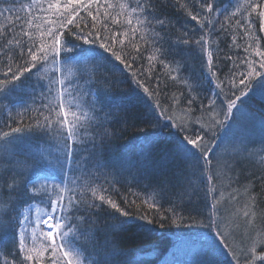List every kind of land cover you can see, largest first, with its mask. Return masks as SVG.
<instances>
[{
	"label": "trees",
	"instance_id": "16d2710c",
	"mask_svg": "<svg viewBox=\"0 0 264 264\" xmlns=\"http://www.w3.org/2000/svg\"><path fill=\"white\" fill-rule=\"evenodd\" d=\"M33 0H0V8L13 6L12 13L0 16V29H16L19 33V25L24 23L17 17L25 20L31 16H42L39 8L34 7L31 14L28 5ZM114 5H133L136 0H108ZM213 3L216 11L210 17L218 20L215 30L211 32L209 39L210 50L214 54L219 51L221 61L217 64L218 76L224 80V73L235 62L239 65L238 71H244L245 66L241 63L244 59L254 57L255 45L248 47L258 37H264L260 31L259 22L246 35L236 24L241 19L240 12L244 11L246 0H209ZM264 2V0H256ZM105 0H100L104 4ZM153 14L166 21V28L161 31L165 36L163 48L166 56L161 57L150 45L141 43V54L132 63L131 68H125L114 58L110 61L100 62L102 66L96 68L89 64L91 79L96 82V88L107 91V97L97 105L98 120L102 127L96 126V121L88 124L87 131L77 132L70 141L73 146V154L66 157L63 151L65 137L62 136L64 129L59 133L22 131L16 134L19 139L7 146L0 141V176L9 180L12 175L17 176L20 189L12 196L15 203V211L9 210L8 197H0L1 218L5 222V228L0 230V264H15L13 257L17 256L18 240L16 237L17 211L25 212V209L33 203H44L46 196H37L31 201L24 194L23 184L31 185L43 178L60 181L62 176L79 177L82 182L91 183L92 187L86 189L91 193L96 190V202L99 203L100 195L110 196L129 215L121 216L109 205L104 204L99 209L90 212H80L76 215L84 217L80 223V229H91L89 238L73 233L66 238L67 242L82 250L85 264H232L226 260L223 252L215 250L200 255L190 248L201 247L204 243L206 229L190 224L189 215L197 220L202 219L200 213L206 207L204 200L209 197L205 184L196 180L202 168L199 169L194 163L184 160L182 157L171 154L175 147L176 139L182 135L174 128L165 127V121L161 117L158 122L159 109L155 107L157 101L169 108L172 114L188 112V100L194 99L190 106L191 115H201V104L207 105L213 93L217 91L216 83L209 78L207 65L205 63L206 53H201L199 46L194 43L199 39L201 33L195 21H191L186 15V10L191 9L195 0H151ZM184 5L182 10L174 5ZM198 7V5H197ZM97 5L93 4L95 14ZM108 18L103 16L104 9L101 8V16L96 22V28L102 36H111L115 32L120 35L117 40L123 38L122 33L128 30L126 24L130 9L121 10L119 7L109 10ZM223 13V14H221ZM236 13L231 20L226 17ZM115 16L119 23H113L111 17ZM247 16V12H244ZM255 19V14H253ZM89 26H92L91 17L81 10L78 18ZM39 22V21H37ZM135 23V21H134ZM107 24L105 30L102 25ZM223 24L226 32H221ZM71 27V26H70ZM89 29H85L88 31ZM25 30H29L25 24ZM189 32L188 44L177 43V39ZM73 31L75 29L73 28ZM206 32L208 29L205 30ZM66 38L79 44L75 38L66 34ZM138 40V37H137ZM125 40V45H128ZM99 41L95 45H84L85 48L95 47L98 49ZM260 50L264 51V39L259 40ZM121 47L119 43L115 45ZM159 47V45H157ZM245 48L248 52H245ZM102 51V50H100ZM126 52L136 55L132 47H126ZM248 53L253 55L249 56ZM155 54L156 61L149 76V61L147 57ZM110 55V54H105ZM225 56H231L232 60H225ZM164 60L168 67L165 68L159 61ZM258 59V58H257ZM214 63H217L214 58ZM61 71L41 70L38 74L40 81L47 82L50 78H60L65 81H75L79 87L71 95L66 91L65 105L68 111L69 122L75 121L79 116L80 121L84 117L80 115V108L67 109V104H80L84 99H91L87 95L88 76H81L83 65L76 64L61 65ZM93 69L95 71L93 72ZM136 73L134 76L133 73ZM175 76L173 80L171 77ZM137 80L149 87L155 93L153 96L144 93L143 88L137 84ZM249 94L242 98L243 104L236 112L234 119L220 131V137L228 131L236 132L237 136L245 139L243 148L238 157L231 154L232 166L228 167L226 177L230 179L233 187L239 192H244L250 204V197L254 196L256 208L260 218L264 217V137L263 127L259 120L264 121V96L260 94L256 82ZM223 86V85H222ZM95 90V89H93ZM239 94V93H237ZM173 95L179 96V104H173L170 99ZM56 105L58 100L55 94H49L37 81L36 76L25 74L18 84V89L8 98L0 101V133L9 131L5 125L27 129L29 125L35 124V119L43 121V116L48 115L43 110V104ZM239 103V102H238ZM7 106V107H5ZM8 112H5L7 111ZM11 110L12 119H8ZM58 110V109H57ZM84 111L88 112L87 107ZM17 113H23L22 116ZM75 114V115H73ZM91 116L92 114L89 113ZM260 118V119H259ZM55 121V112L52 114ZM106 133V134H105ZM244 148L247 151H244ZM41 156L43 158H41ZM61 165L63 167L61 168ZM203 184V186H202ZM201 187V189H199ZM101 188L107 191H101ZM85 191V189H82ZM68 195L67 192L64 193ZM90 200L91 196H86ZM50 198L48 202L50 203ZM135 200V203L132 201ZM155 202L157 208L149 209V204ZM178 205L181 215L185 217L182 224L171 223L170 213L164 211L173 205ZM9 210L8 217L3 212ZM141 217H146L142 219ZM152 222L149 223L148 221ZM193 250V249H192ZM192 252V253H191ZM9 253H11L9 255ZM196 253V254H195ZM49 254L46 253L43 264H49ZM231 258V255H230ZM35 264V261L32 262Z\"/></svg>",
	"mask_w": 264,
	"mask_h": 264
},
{
	"label": "snow or ice",
	"instance_id": "6c2138e0",
	"mask_svg": "<svg viewBox=\"0 0 264 264\" xmlns=\"http://www.w3.org/2000/svg\"><path fill=\"white\" fill-rule=\"evenodd\" d=\"M93 4L97 5L95 14L92 9ZM174 6L182 10L185 9L184 5L176 4ZM34 7L39 8L43 15L31 16V18L26 20L24 17L18 16V20L24 21V23L19 25L18 34L15 28L11 30L0 29V101L17 91L21 78L27 73L36 76L37 81L41 83L49 94H55L58 103L56 105L43 104L40 115H43V110H47L48 115L43 116V121L36 118L34 126L29 125L27 129L11 127V125L6 124L5 126L10 130L2 132L0 141H3L4 145L7 146L13 140L19 139L16 134L25 130L47 134L49 132L59 133L60 129H64L62 136L66 139L63 143V151L66 157H71L73 146L67 141L72 140L78 131L86 133V122L90 124L96 121V126L102 127L98 120L97 105L103 102V98L107 97L108 93L103 88H96V82L91 79L92 73L89 72V64H94L98 68L102 66L100 62L110 61L114 58L115 61H118L125 68H131L132 63L141 54L140 42L155 48V51L161 57L166 56V50L163 48L165 36L161 35V31L166 28L167 24L164 19L153 14L151 0H136L134 6L125 4L114 5L109 3L108 0H105L104 4H100V0H33L32 4L28 5L29 14H31ZM116 7L121 10L130 9L129 12L125 13L127 15L126 24L128 30L122 33L123 38L119 40H117V36L120 34L113 32L110 37L102 36L96 28V22L101 16L100 9H104L103 16L108 18L111 15L109 10ZM81 10L85 11L88 17H91L93 23L90 29L86 23L81 27L83 21L78 19L81 16ZM13 11V6L2 7L0 8V16ZM214 11H216L215 6L209 0H195L192 8L186 10V15L191 21L196 22L201 33L199 39L195 40L194 43L199 46L201 53H206L205 63L209 78L219 81L216 83L217 91L213 93V97L209 99L207 105L201 104V115L196 116L194 120H192V110L190 108L194 99L188 100L189 110L186 112L185 117H180L179 119L159 101H157L155 107L160 110L157 114L158 122L162 117L165 121V127L174 128L179 133H182V135L177 137L175 147L169 155L175 154L184 160L202 162V174H207V194L212 195V202L198 213L202 219L197 220L189 215L188 222L205 228V239L209 243L215 241L222 249H226L231 254L234 264H264V228H257L255 224L257 219L255 211L256 198L254 196L250 197L251 203L246 205L243 216L247 225L256 228L258 236L250 238V243L237 252V249L229 243V234H226L223 230V221L216 218L218 200L215 195L217 184L214 181L218 182L219 176L212 163V158L216 157L221 149L227 151L229 147H232L233 150H240L231 143L219 142L217 130L227 127L234 119L236 112L240 110V105L243 104L242 98L253 90V81L256 82L260 94L264 96V51L260 50L259 44V40L264 39V37H258L252 44L248 45V47L255 45V58H246L241 61L245 66L244 71H238L239 65L233 62L228 72L224 73L225 79L220 80L217 74L219 71L217 64L221 61L220 53L217 51L214 54L210 50L209 39H206V36H210L211 32L215 30L216 23H219L218 20L210 18ZM244 12H247V16H244ZM253 14H255V19L252 18ZM235 16L236 13H232L231 16L226 18L231 20ZM240 16L241 19H237L236 24L240 26L246 35L257 20L260 31L264 32V2L246 0L244 11L240 12ZM111 19L113 23H119L115 16H112ZM25 24H27L29 30H25ZM102 27L107 30L108 25L103 24ZM73 28L75 31H73ZM85 29L89 30L85 31ZM206 29H208L207 32L205 31ZM219 30L221 32L227 31L223 24H221ZM66 34L73 36L75 41H82V44L78 45L67 39ZM125 40H128V45H125ZM98 41V49L95 47H83L84 45H95ZM189 41L190 36L187 30L184 31L182 37L177 39V43L188 44ZM117 43L121 45L119 49L115 47ZM129 46L135 50L136 55L125 51L126 47ZM245 52H248L247 48H245ZM106 53L110 55H105ZM248 55L251 56L253 54L248 53ZM214 58L217 63H214ZM147 59L149 61L150 76V70L153 67L152 62L156 61L157 57L152 54ZM224 59L231 61L232 57L225 56ZM159 62L165 68L168 67L164 60L161 59ZM68 64L83 65L81 76H88L86 81L89 86L87 95L91 99H84L80 104H73L71 101L67 104L68 110L73 107L80 108V115L84 117L83 121H80L79 116H76L75 121L69 122L65 105L66 91L71 95V92L76 90L75 87L71 86L76 85V87H79V85L75 81H65L60 78H50L45 83L40 81L38 76L42 69L45 71L49 70L48 66H50L52 71H61L60 66ZM94 71L95 69H93ZM133 75L135 76L136 73L134 72ZM171 78L173 80L176 79L175 76ZM137 84L143 88L144 93L149 94V96L155 95L148 86L139 80H137ZM170 99L173 104H179V96L173 95ZM84 107H87L88 112L84 111ZM53 112H55L54 122L52 120ZM89 113L92 115L90 116ZM17 115L22 116L23 113H17ZM8 119H12L11 110H9ZM189 120H192V122L189 123ZM241 144H243V141H241ZM244 151H247V149L244 148ZM41 158L43 157L41 156ZM62 167L63 165H61ZM19 175L21 174L12 175L9 180H4L0 176V197H8L9 210L12 211L16 210L12 196L20 189V183L17 180ZM91 187V183L82 182L79 177H68L66 175L62 176L59 182L45 181L40 185V188L33 183L31 190L28 183L23 184L24 194L29 201L36 199L37 196L50 197L52 194L56 195V199L50 201V210L46 213V217L41 218L38 215L35 222L29 221L26 212L17 211L15 219L17 220L18 231L16 232V237L19 247L17 256L13 257L15 264H32L33 261H35V264H43L46 253L49 254V264H85V258L79 247L67 242L66 239H62L58 243L55 237L66 238L73 233H78L80 236L89 238L88 234L91 229L81 230L79 225L84 222L85 218L76 214L99 209L104 204L109 205L111 209H114L121 216L129 215L110 196L100 195L98 197L99 203H97L96 190L93 188L91 193L86 191V189ZM82 189H85V191H82ZM101 191L107 190L101 188ZM65 192L68 193L67 196L64 195ZM89 195L91 199L86 200L85 197ZM222 195L223 193H221ZM132 203H135V200ZM148 206L149 209L157 208V211L160 210L155 202ZM9 210L3 212L4 217L9 216ZM164 211L171 214L170 217H165L170 218L171 223L182 224L185 222V217L181 215L178 205L174 204ZM141 218L144 219L146 217ZM261 219L264 220V217ZM148 222L151 223L152 221L149 220ZM30 223H35L37 226H42L46 229L43 232L45 243L41 244L39 248L35 244L32 247L27 245L26 234ZM4 228L5 222L0 220V230ZM36 239L37 234L35 228H33L32 240L35 241ZM5 264H9V261L5 260Z\"/></svg>",
	"mask_w": 264,
	"mask_h": 264
},
{
	"label": "rangeland",
	"instance_id": "374dc122",
	"mask_svg": "<svg viewBox=\"0 0 264 264\" xmlns=\"http://www.w3.org/2000/svg\"><path fill=\"white\" fill-rule=\"evenodd\" d=\"M3 110L4 108H2V111ZM2 111L0 112V114L2 113ZM5 112H8V110ZM185 114H186L185 111L179 112L176 114L177 115L176 117L179 119L180 117H185ZM197 116H200V115H197ZM191 117H192V120H194L196 116L191 115ZM192 120H189V123H191ZM259 123L263 127V134H264V121L259 120ZM228 131H232V130L227 129L225 131V134L222 135L223 137H220L219 136L220 131L217 130L219 142L225 143V144L231 143L232 145L237 146L240 150L239 151L233 150L232 147H229L227 151H225L224 149H221L218 155L212 158V163L215 166V170L219 176V181L218 182L214 181V183L217 184V191L215 195L218 200V204H217L218 211H217L216 218L223 221L222 227L225 233L229 234V243L235 249H237V252H239V250L242 247L250 243V238H256L258 236V233H257L256 228H253L246 224L245 218L243 216V212L246 208V205H249L245 197V193L237 191L235 187H233L230 179L226 177L227 176L226 171L228 167L232 166L231 160L233 159V157L231 154H235L234 156L236 157L240 155V151L243 148V144H241V140L245 139V137L239 138V136H237L236 132L234 131L228 134ZM262 137H264V135H262ZM1 144L2 143L0 142V145ZM217 161H219V163H217ZM191 162L194 163L195 166H198V168L200 167L199 169H201L202 162L200 163H197L195 161H191ZM225 165H227V167H225ZM206 175H207L206 173L202 174V171H201L199 177L197 176L196 180L202 181L207 188ZM45 181L52 182L56 180H51L49 178H43L40 181H38L37 187L40 188V185L43 184ZM199 189H201V187ZM221 193H223L222 196H221ZM208 195L209 197H207L204 200V202L206 203V206L212 202V195L210 194ZM50 198L56 199V195L52 194L50 197L46 196V200L44 203H33L25 209V212L28 215L30 222H35L38 215L41 218L46 217V213L50 210V203L48 202ZM256 215H257V219L255 221L256 227L264 228V220L260 218L257 211H256ZM1 216L2 214L0 213V220H2ZM33 228H35V231L37 234V239L35 241L32 240V229ZM45 230L46 229H44L42 226H37L35 223H30L28 227V232L26 234L27 245L29 247H32L33 244H35V246L39 248L41 244L45 243L44 238H43V232ZM55 238L58 243L61 242V236H56ZM204 243L205 244H202V246L198 247L197 249L194 247L190 248V251H194V252L197 251L200 255H204L206 252H213L215 250H218L224 253V255L227 257L226 260L228 262L234 264V262L230 258L231 254L226 249H222L218 244L215 243V241H212L211 243H209L205 239Z\"/></svg>",
	"mask_w": 264,
	"mask_h": 264
}]
</instances>
